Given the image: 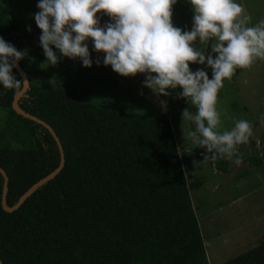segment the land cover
I'll return each instance as SVG.
<instances>
[{
	"label": "trees",
	"instance_id": "1",
	"mask_svg": "<svg viewBox=\"0 0 264 264\" xmlns=\"http://www.w3.org/2000/svg\"><path fill=\"white\" fill-rule=\"evenodd\" d=\"M12 12L0 1V37L17 49L19 28ZM12 73L20 87H0V165L9 176L10 205L60 161L48 128L12 108L22 87L17 69ZM180 90L161 95L178 97L195 111L177 95ZM19 104L55 129L65 165L12 212L2 207L0 173L3 264H209L166 114L102 107L76 87L39 86L31 80ZM5 132L11 133V143ZM240 154L241 163L261 160ZM214 164L225 173L237 167L222 158ZM221 264H264V232L257 245Z\"/></svg>",
	"mask_w": 264,
	"mask_h": 264
},
{
	"label": "clouds",
	"instance_id": "2",
	"mask_svg": "<svg viewBox=\"0 0 264 264\" xmlns=\"http://www.w3.org/2000/svg\"><path fill=\"white\" fill-rule=\"evenodd\" d=\"M176 2L37 0L39 11L31 15L41 30L39 45L46 58L40 67L57 64L58 52L78 58L84 67L95 62L98 66H111L123 76L145 74L142 85L157 95H168L169 90L180 86L177 95L196 109L194 114L187 108L182 111V119L194 125L183 130L185 140L205 149L203 162L227 158L239 166L242 155L236 146L248 143L252 126L245 119H237L230 130H218L221 120L217 93L236 69L247 68L257 59L264 60V18L250 24L251 16L238 0H187L193 11L192 26L182 31L171 19ZM101 10L110 17L103 25L96 15ZM26 30L31 31V27L26 25ZM89 38L92 50L104 54L102 60L90 58ZM193 41L202 47H194ZM208 47L215 57L211 53L205 55ZM26 55L27 50H17L0 37V87H20L21 81L12 70ZM189 62L210 66L211 78L205 68L190 70Z\"/></svg>",
	"mask_w": 264,
	"mask_h": 264
},
{
	"label": "rangeland",
	"instance_id": "3",
	"mask_svg": "<svg viewBox=\"0 0 264 264\" xmlns=\"http://www.w3.org/2000/svg\"><path fill=\"white\" fill-rule=\"evenodd\" d=\"M13 12L19 28L17 50H27L21 59L30 80L39 86L76 87L81 94L102 107H121L131 111L152 110L165 113L175 134L184 166L194 211L204 238L209 264H221L259 243L264 232V60L257 59L244 69H236L231 79H225L217 96L220 112V131L230 130L234 120L245 119L252 126L248 143L236 146L238 153L260 157L255 165L240 163L232 172L219 171L214 162H203L202 147L185 140L183 130L194 127L192 122L182 119L185 102L178 97H163L143 86L145 74L123 76L111 66L95 62L90 67L82 66L79 59L61 56L57 64L41 68L46 58L39 45L41 30L32 18L39 11L37 0H0ZM251 16L250 24L264 18V0H238ZM103 25L110 17L102 10L96 14ZM193 11L187 0H177L172 5L174 26L191 29ZM26 25L31 31L26 30ZM90 58H103L102 52L92 50L91 38L87 41ZM194 47H202L198 41ZM53 50L56 49L53 46ZM211 48L205 49V55ZM215 57V53H211ZM189 68H205L189 62ZM211 78L210 66L205 68ZM180 87V86H178ZM190 113L195 111L187 108ZM4 114L0 112V115ZM0 120V126L2 125ZM12 135L5 132V141L11 143ZM227 160V158H222Z\"/></svg>",
	"mask_w": 264,
	"mask_h": 264
},
{
	"label": "water",
	"instance_id": "4",
	"mask_svg": "<svg viewBox=\"0 0 264 264\" xmlns=\"http://www.w3.org/2000/svg\"><path fill=\"white\" fill-rule=\"evenodd\" d=\"M19 73V75L22 78V87L21 89H19L13 97V101H12V108L19 114L30 118L42 125H44L46 128H48V130L50 131V133L53 135L55 141L57 142L58 145V149L60 152V161L58 166L52 170L50 173H48L47 175H45L44 177H42L41 179H39L38 181H36L35 183H33L17 200L16 203H14L13 205H9L7 203V192H8V181H9V176L7 175V172L5 171V169L3 167L0 166V173L4 176V184H3V190H2V207L4 210L6 211H13L15 209H18L21 204L39 187L41 186L43 183H45L46 181L52 179L54 176H56L61 169L64 167L65 165V152H64V148L62 145V142L60 140V137L58 136V134L56 133L55 129L48 123L46 122L44 119L38 117L37 115L32 114L31 112L26 111L23 107L20 106L19 104V99L21 98V96L29 89V79L27 77L26 72L24 71V69L22 68V66L20 65L19 62H17V67H15ZM0 264H3L1 258H0Z\"/></svg>",
	"mask_w": 264,
	"mask_h": 264
}]
</instances>
